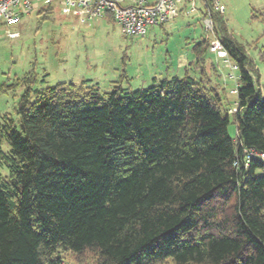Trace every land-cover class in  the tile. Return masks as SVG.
I'll return each instance as SVG.
<instances>
[{
  "label": "trees",
  "instance_id": "trees-1",
  "mask_svg": "<svg viewBox=\"0 0 264 264\" xmlns=\"http://www.w3.org/2000/svg\"><path fill=\"white\" fill-rule=\"evenodd\" d=\"M205 8L238 67L230 112L208 85L204 38L197 79L27 88L16 120L0 114V264H264V94L222 12Z\"/></svg>",
  "mask_w": 264,
  "mask_h": 264
},
{
  "label": "rangeland",
  "instance_id": "rangeland-1",
  "mask_svg": "<svg viewBox=\"0 0 264 264\" xmlns=\"http://www.w3.org/2000/svg\"><path fill=\"white\" fill-rule=\"evenodd\" d=\"M218 3L227 32L242 45L264 94V0ZM42 6L12 26L16 37L0 34V114L9 113L15 120V108L27 88L32 95L34 90L58 83L86 81L87 87L104 95L114 85L131 91L172 77L197 79L193 46L204 38L213 40L204 26L202 12L206 8L201 0L192 1L174 19L149 28L143 36L123 35L109 16L82 22L76 14H61L54 3L44 19L43 13L37 14ZM202 57L208 85L217 87L223 107L230 112L236 94L230 92L234 81L226 77L228 63L209 51ZM184 62L191 66L179 65ZM26 74L32 82L23 79ZM232 119L230 116L227 131L234 137ZM3 148L8 149L5 143ZM85 262H90L89 255Z\"/></svg>",
  "mask_w": 264,
  "mask_h": 264
},
{
  "label": "built area",
  "instance_id": "built-area-1",
  "mask_svg": "<svg viewBox=\"0 0 264 264\" xmlns=\"http://www.w3.org/2000/svg\"><path fill=\"white\" fill-rule=\"evenodd\" d=\"M192 1L194 0H154L148 3L145 0H133L129 5H121L117 0H0V34L3 33L8 38L16 37L17 32L11 28L22 16L32 13L40 5L54 3L58 5L61 14H76L82 22L108 15L123 35L143 36L149 28L172 20L177 14L178 7ZM201 1L204 2V6L208 2L215 11H223L218 0ZM203 22L205 29L213 33V23L209 15L203 18ZM209 51L228 63L229 72L226 77L235 83L238 67L229 60L219 40L211 41ZM230 92L236 93V85ZM260 156L264 157L263 154Z\"/></svg>",
  "mask_w": 264,
  "mask_h": 264
},
{
  "label": "crops",
  "instance_id": "crops-1",
  "mask_svg": "<svg viewBox=\"0 0 264 264\" xmlns=\"http://www.w3.org/2000/svg\"><path fill=\"white\" fill-rule=\"evenodd\" d=\"M117 1H118L121 5H123L122 2H126L124 5H129V4L132 3L133 0H117ZM145 1L148 2V3H150V2H152V1H154V0H145ZM188 4H189V3H184L182 6H180V8L178 7V10H177V14H176V16H177L178 13H179L180 11H182V10H183ZM176 16H175V17H176ZM175 17H174V18H175ZM174 18H173V19H174ZM211 54L214 55L213 53H211ZM194 61H195V58H194ZM194 61H193V63H192V64H193V67H195V66H194ZM191 62H192V61H191ZM191 62H189V63H188V62H187V63L184 62V63H180L179 65L182 66V67H185V68H186V65H188V67L191 66V65H190ZM181 64H182V65H181ZM186 70H187V69H186ZM186 70H185V71H186Z\"/></svg>",
  "mask_w": 264,
  "mask_h": 264
}]
</instances>
